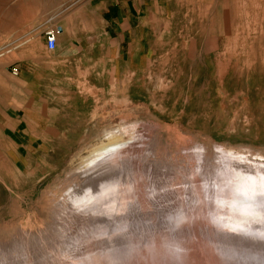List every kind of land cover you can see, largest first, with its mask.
<instances>
[{"label":"rangeland","instance_id":"374dc122","mask_svg":"<svg viewBox=\"0 0 264 264\" xmlns=\"http://www.w3.org/2000/svg\"><path fill=\"white\" fill-rule=\"evenodd\" d=\"M59 2L0 0V108L17 110L30 139L13 143L0 131V264H182L186 253L196 264L234 261L219 234L240 229L223 214L238 213L239 194L250 197L260 181H238L233 168L216 178L219 169H201L193 157L181 166L201 148L210 159L222 148L264 166V0H169L132 39V60L115 63L99 60L95 39H78L70 62L61 59L66 46L44 50V31L57 34L65 15L52 12ZM27 24L33 30L23 39ZM28 59L38 66L26 85L12 70ZM136 132L157 176L148 181L138 165H126L122 184L164 208L140 217L156 226L147 238L107 247L100 241L123 229L109 237L94 230L97 220L79 224L73 203L87 184L80 175L92 154ZM216 188L223 192L212 198ZM124 195L134 200L133 190ZM61 202L75 209L58 211Z\"/></svg>","mask_w":264,"mask_h":264},{"label":"bare ground","instance_id":"6f19581e","mask_svg":"<svg viewBox=\"0 0 264 264\" xmlns=\"http://www.w3.org/2000/svg\"><path fill=\"white\" fill-rule=\"evenodd\" d=\"M121 140L122 139H119L118 141ZM125 140L126 139L122 140L119 144H112L106 148H102L91 155L86 163V167H89V170L84 171L80 175L81 178L86 179L84 183L87 184H82L80 188L78 187L79 189L77 191L80 192L79 195L81 196H77L79 198L75 199L74 203L72 202L77 205L76 218L79 219V224L83 225L90 220L101 222V224L95 225L96 228H94V230L99 229L104 232L99 233V235H109V237H113L118 234L117 231L123 229V234L117 235L114 240L111 238L108 241H100V244L107 242L105 244L107 247L130 243L132 242L130 241L132 238L133 240H135V238H147L146 236H148L149 233L156 231V226H154L153 223L141 222L140 220L143 219V214L146 216L151 214L159 215L158 213L164 208V203H160L156 199H154L153 204L143 203L142 200L145 191L140 189L137 194L134 187L130 188L122 184L130 175V173L121 170V167L124 168L126 165H138L137 172L145 171L143 177L148 181L155 179L158 171L157 163L141 152L142 144H146L145 138L141 137L140 134L136 132L134 137ZM134 146L136 147V154L127 156L126 151L134 148ZM195 151L196 152L191 153V155L185 154L187 158H185L186 160L184 161L185 167L181 166L182 168H189V163H187V161L193 157L195 161L198 162L201 169H219L213 171L216 178L222 179L225 173L223 171L233 168V171L240 176L238 181L246 182L245 178L249 177H253L260 181V183H258L259 190H256L250 197H246V194H239L238 200L235 203V209L238 210V213H234L233 215L228 213L223 214V216H230L227 217L228 221L231 222L235 220L234 222L238 225V229L240 230H238V232L224 230L219 235L221 236L220 240H223L222 242L228 246L229 252L230 247L234 250V254H231L230 258L235 260L227 264H264V178L262 177L264 174V166L247 163L243 154L235 155V153H231V151L222 148L216 149L211 159L204 153L203 148ZM171 166L179 167L178 164H172ZM234 166H237L239 170H236ZM114 168H117L118 171H115L116 174L109 177L111 179L99 181L105 172L113 170ZM249 170H253V175H247L250 173ZM132 174L134 175L135 172ZM202 174H204L203 171ZM90 180L91 183L88 182ZM216 182L217 185H215V182L212 183L214 187L219 186L218 182L220 181ZM244 186L245 185L242 187ZM210 188L214 190L212 185H210ZM129 190L134 191V200L129 201L126 199L124 193ZM243 191L246 190H240V192ZM152 192L154 193L155 190L152 189ZM222 192L223 190L216 188V192L209 191V194L212 198H218V195ZM170 193L174 194L175 191L171 190ZM61 203L62 205H59L60 208L58 211H65L66 208L67 210L75 209L73 207L62 209L64 202ZM226 206L232 207V203L228 202ZM172 222L173 224L175 223L174 225L176 227H179L182 220L180 221V218L174 219L173 217ZM142 229H144V232L141 231ZM249 229L252 231H249ZM141 235H143V237H141ZM125 256L126 255H122L121 258ZM118 257H120V254L117 255V258ZM184 257L186 259H183L182 264L195 263L193 253H186Z\"/></svg>","mask_w":264,"mask_h":264},{"label":"crops","instance_id":"0c3cea01","mask_svg":"<svg viewBox=\"0 0 264 264\" xmlns=\"http://www.w3.org/2000/svg\"><path fill=\"white\" fill-rule=\"evenodd\" d=\"M169 0H60L52 12H64V17L56 25V48L66 46L63 62L74 60V52L78 39H95L94 47L105 63L130 62L132 59V39L136 34L146 31L150 21L159 15ZM51 11V10H49ZM25 38L31 36L32 25L22 27ZM82 31V33H81ZM145 35V34H144ZM45 47V43H44ZM46 48H44L45 50ZM47 51V50H46ZM52 51V52H54ZM49 52V51H47ZM51 53V52H50ZM27 60L18 68V80L22 84H30L35 78L38 62ZM45 69L46 62H41ZM17 110L0 108V131L8 135L13 143L30 141L25 132L26 123L18 115ZM25 136V137H24ZM17 150L23 146L16 144Z\"/></svg>","mask_w":264,"mask_h":264},{"label":"built area","instance_id":"2783aa9c","mask_svg":"<svg viewBox=\"0 0 264 264\" xmlns=\"http://www.w3.org/2000/svg\"><path fill=\"white\" fill-rule=\"evenodd\" d=\"M45 48L47 51L52 52L56 48V32L52 29L44 31ZM17 70H12V75L17 76Z\"/></svg>","mask_w":264,"mask_h":264}]
</instances>
